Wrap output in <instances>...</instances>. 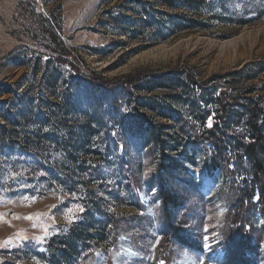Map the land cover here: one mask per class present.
Here are the masks:
<instances>
[{
	"label": "rangeland",
	"instance_id": "obj_1",
	"mask_svg": "<svg viewBox=\"0 0 264 264\" xmlns=\"http://www.w3.org/2000/svg\"><path fill=\"white\" fill-rule=\"evenodd\" d=\"M90 1L0 0V264H156L159 252L158 264H220L231 219L264 251L258 189L240 172L226 184L208 173L194 139L208 91L196 100L187 79L215 76L264 111V0H188L202 28L159 35L146 21L170 25L184 0ZM92 74L140 79L108 91ZM151 142L183 166L167 181L184 198L181 242L149 190Z\"/></svg>",
	"mask_w": 264,
	"mask_h": 264
},
{
	"label": "trees",
	"instance_id": "obj_2",
	"mask_svg": "<svg viewBox=\"0 0 264 264\" xmlns=\"http://www.w3.org/2000/svg\"><path fill=\"white\" fill-rule=\"evenodd\" d=\"M187 1L181 2V7L187 13L166 14L171 21L170 25H152L148 21H146V24L152 30L154 29V32L158 35L159 30L165 32V34H170L187 29H201L202 22L198 20L200 19V12L190 9L185 4ZM162 5L169 9L176 6L171 0H162ZM152 13L165 15L163 11ZM233 21L236 25L246 24V21ZM70 67L75 69L73 64H70ZM93 75L87 77L89 83L108 91H113L119 87L124 88L128 85L137 87L140 79V76H138V78L126 82L124 76L114 80H107L102 76L92 78ZM187 79L195 97L201 95L202 87H205L204 89L208 91V94L204 96L205 99L201 95L200 99L202 100L198 101L199 105L205 104L207 106L206 117L202 132L194 138L197 141L195 145H203L202 147H205V167L208 173L218 172L221 174L223 184L227 183V176H230L231 181H233L235 174H239V172L246 179L249 178L247 180L250 181L253 187L258 189L259 201L262 204L261 211L264 212V111L256 100L246 96L247 93H235L230 91L227 86L218 84L215 76L203 82V86L198 84L195 77L189 76ZM118 107L117 100H113L111 108L117 110ZM158 146V142H151V144L146 146L145 150L147 154L151 152L154 156V169L149 175V190L154 192L156 200L161 203V213L167 232L171 233V237L176 242H181L185 238L181 235L177 236V230L173 231L175 229L173 214L176 210L182 208L184 198L181 195L180 197L179 194H174L172 189L167 186V181L175 177L176 172L174 171L181 172L183 166L165 155L164 150ZM193 163L191 162V164ZM230 185L234 184L230 183ZM237 185L241 186L240 184ZM230 202L236 205L238 213L245 212V204L242 203L237 195L234 194ZM102 217L104 218V216ZM105 221V229L109 232V229L110 231L113 229L114 222L107 216H105ZM241 225V220L236 224L231 219L230 224L228 223L225 227V241L220 245L223 248V257L220 264H264V251H260L257 241L256 245L253 244L250 233L244 232ZM73 247V250H75L77 246L74 245ZM220 247L217 246V250ZM213 250H216V248H213ZM162 254L163 252H159L156 264L164 258L165 255Z\"/></svg>",
	"mask_w": 264,
	"mask_h": 264
},
{
	"label": "snow or ice",
	"instance_id": "obj_3",
	"mask_svg": "<svg viewBox=\"0 0 264 264\" xmlns=\"http://www.w3.org/2000/svg\"><path fill=\"white\" fill-rule=\"evenodd\" d=\"M27 219H31V217H26ZM205 231H207V229H205ZM24 239H27V237H24ZM43 238H39L37 242H42ZM204 240V244L203 247L206 250H211V243L210 241V237L208 235H205L203 237ZM161 264H163V262H161ZM193 264H203L202 261L199 260V258H196V260H194Z\"/></svg>",
	"mask_w": 264,
	"mask_h": 264
},
{
	"label": "bare ground",
	"instance_id": "obj_4",
	"mask_svg": "<svg viewBox=\"0 0 264 264\" xmlns=\"http://www.w3.org/2000/svg\"><path fill=\"white\" fill-rule=\"evenodd\" d=\"M92 2H93V0L90 1V3H92ZM228 41H229V40H225V41H222L221 43H223V42L226 43V44H227V43H230V42H228Z\"/></svg>",
	"mask_w": 264,
	"mask_h": 264
}]
</instances>
